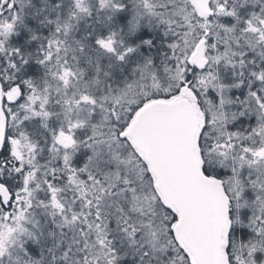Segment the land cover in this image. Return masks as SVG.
Returning a JSON list of instances; mask_svg holds the SVG:
<instances>
[{
  "label": "snow or ice",
  "instance_id": "obj_1",
  "mask_svg": "<svg viewBox=\"0 0 264 264\" xmlns=\"http://www.w3.org/2000/svg\"><path fill=\"white\" fill-rule=\"evenodd\" d=\"M0 264H264V0H0Z\"/></svg>",
  "mask_w": 264,
  "mask_h": 264
}]
</instances>
